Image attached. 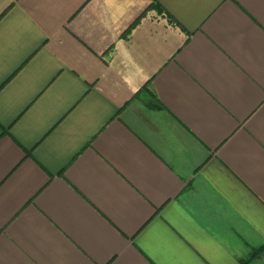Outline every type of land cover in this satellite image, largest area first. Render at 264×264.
Returning <instances> with one entry per match:
<instances>
[{"label":"crops","instance_id":"obj_1","mask_svg":"<svg viewBox=\"0 0 264 264\" xmlns=\"http://www.w3.org/2000/svg\"><path fill=\"white\" fill-rule=\"evenodd\" d=\"M263 245L264 0H0V264Z\"/></svg>","mask_w":264,"mask_h":264},{"label":"trees","instance_id":"obj_2","mask_svg":"<svg viewBox=\"0 0 264 264\" xmlns=\"http://www.w3.org/2000/svg\"><path fill=\"white\" fill-rule=\"evenodd\" d=\"M263 251H264V245L258 247V248L254 251V253H253L251 259H252V258H255V257L259 256V255H261ZM251 259H250V260H251Z\"/></svg>","mask_w":264,"mask_h":264},{"label":"rangeland","instance_id":"obj_3","mask_svg":"<svg viewBox=\"0 0 264 264\" xmlns=\"http://www.w3.org/2000/svg\"><path fill=\"white\" fill-rule=\"evenodd\" d=\"M263 253H264V251L262 252V254L261 255H259V256H262L263 255Z\"/></svg>","mask_w":264,"mask_h":264}]
</instances>
